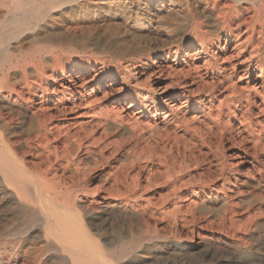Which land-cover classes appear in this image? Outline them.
Masks as SVG:
<instances>
[{
	"label": "rangeland",
	"instance_id": "374dc122",
	"mask_svg": "<svg viewBox=\"0 0 264 264\" xmlns=\"http://www.w3.org/2000/svg\"><path fill=\"white\" fill-rule=\"evenodd\" d=\"M18 1L27 7L23 0ZM78 1V4L85 5L82 9L76 6L57 8L59 10L52 13L45 26L41 25L42 32L12 40L9 53L14 58L26 59L42 50V67L47 75L42 79L44 87L51 75H59V67H62L67 79L70 76L67 70L76 69L72 75L78 79L77 86H82L77 89L80 94H74L75 97L66 95L65 109L60 113L62 106L55 109L57 112L51 109L60 94L53 96L47 90V103L41 105L40 93H37L34 101L38 104L22 103L23 107L31 109L23 112V116H14L12 130L0 132L3 139L17 158L29 164L34 159L36 148L34 150V136L25 131L28 118L31 111L40 116L43 113L41 110L45 109L52 116V122L48 120V125L46 123L47 129L51 128L50 142L58 140L59 147L66 136L74 139L72 144L75 146L70 147L71 158L74 164H81L84 168L79 173L80 184L91 193L87 198L78 193L76 199L82 198L80 205L95 210L102 202L117 204L118 212L114 210L113 217L97 221L100 224L90 221L92 233L112 238L117 231L123 232L129 226V215L122 211L134 212L136 219L131 223L135 225L137 222L142 229L145 227L157 234L151 244L154 246L153 254L159 257L150 264H235L237 254L234 253V245L241 252H249L255 257L242 264H264V78L257 79L259 72L255 69L246 79L243 77L240 62L248 57V53L237 57L235 42L224 45L220 41L211 49V63L207 68L203 67L201 60L194 62L200 68L205 83L220 75L230 77L225 84L217 82L211 96L206 95V87L203 88L205 94L195 95L194 99H199L201 103L197 110L186 107V112H178L175 118L162 124L163 106L156 111L141 112L139 107L130 108L129 102L131 93L141 92L157 98L162 89L174 84V79L167 75V69L163 70L166 79L159 84H155L157 75L146 80L148 73L130 78L125 87L120 79L100 83L95 79L101 80L111 74L114 66H123L130 51L140 50L141 55H145L144 50L169 47L175 35L164 27L171 21H181L186 14L184 9L173 6L172 0H154L143 9L123 7L124 0ZM102 1L109 2V6H99ZM193 1L190 2L192 7L197 4ZM29 8L20 10L22 13L16 11L18 14L14 13V18L19 19L18 15L23 12L27 16ZM124 8L127 9L124 11ZM196 9L200 11V8ZM5 12L6 8H2L1 13ZM150 12H156L160 17L157 22L154 18L152 21L147 19ZM9 19L4 21L1 16V26H6ZM0 47L4 48L5 44L1 43ZM220 47H224L222 52H219ZM263 47L264 38L260 54L264 65ZM46 49L54 52L46 53ZM148 56V64H151L152 52ZM214 63L222 70L217 71ZM234 64L237 71L233 74L231 65ZM81 68L84 70H79ZM12 71L14 76L11 72L10 81L14 83L16 80L13 79L19 78L21 68ZM137 84L142 86H133ZM183 88L181 90L188 91ZM121 89H124L123 98H118ZM191 89L196 92L197 88ZM247 93H251L249 101H246ZM232 95H238L239 101L230 102ZM39 107H42L41 112ZM17 119H23L25 123L21 125ZM54 127L58 128V132ZM28 137L31 141L27 144L23 140ZM67 175L69 173H65V177ZM204 184L208 187L202 188ZM214 196L225 197L226 201L210 205L209 201ZM90 200L101 203L89 204ZM200 202L210 210H204L205 213L193 210ZM224 202L235 205L232 215L225 211L226 205L221 207ZM15 218L12 205L0 194V230L9 227ZM4 241L7 243L10 238L6 236ZM222 242L229 244L227 246ZM197 243L199 252L192 256L189 250ZM207 243L214 246L207 250L203 247ZM169 244L176 247H169ZM0 260L5 264H26L22 256L9 258L1 254Z\"/></svg>",
	"mask_w": 264,
	"mask_h": 264
},
{
	"label": "bare ground",
	"instance_id": "6f19581e",
	"mask_svg": "<svg viewBox=\"0 0 264 264\" xmlns=\"http://www.w3.org/2000/svg\"><path fill=\"white\" fill-rule=\"evenodd\" d=\"M23 1L27 4V7L26 5H22V2L18 0H0V15L4 21L8 17L11 19H9L10 22L6 26H1L2 23L0 21V44H5L4 48H2L3 46L0 47V132L11 129V125L14 123V116H23V112L31 109H26L22 106V103L38 104L34 101V98L38 96L37 93H40L38 98L41 105L44 102L47 103V90L53 96L60 94L61 97L57 98L56 103L51 108L57 110L58 107L62 106V109L60 108L59 110L60 112L64 111V104L67 102L64 97L66 95L74 96V94H80L77 92V89L82 88L80 85L77 86L78 79L72 75L76 69L67 70L70 74L67 79L62 67H59V75H51L49 83H45L46 86L44 87L42 79L47 75L45 69H43L44 67H42V50L39 51L40 53L33 54L26 59H17L9 53V48L12 40H19L22 37L24 39V36H28V34H32V36L35 33L37 34L42 29L41 25L44 24L45 26L47 20L52 17V13L59 10L57 8L76 6L78 9H82L85 5L83 3V5L78 4V0H35L38 2L37 4L34 0ZM191 1H171L173 6L182 8L180 10L184 9L183 11L186 14L181 21L174 19L175 21H171L168 26L164 27L171 35H175L169 47H156L144 50L143 52H146L147 55L146 53L145 55H141L143 53L140 50L130 51L124 59L123 66H114L115 69L111 74L104 76L101 80L95 79L97 83L120 79L122 85L125 87L128 85L130 78H133L135 75L143 76L148 73L146 80L151 76L157 75L155 76V84H159V82L166 79L163 70L167 69V75L174 79L173 86L167 87L168 90L162 89L158 93L157 98L144 95L141 92L131 93L129 102L130 108L139 107L141 112L156 111L163 106L165 111L162 112V124L175 118L178 112L180 114L183 111L186 112V109L189 107L197 110L201 103L199 99H194V96L203 95L205 87L207 88L205 89L206 95L211 96L217 82L223 84L230 77V75L227 78L225 75H220L221 77H212L210 83H205L199 72L200 68L194 63L201 60L204 63L203 67L205 68L206 66L207 68L211 63L209 57L211 49L220 43V41H223L224 45L235 42L238 46V50H236L238 51L237 57H243L248 53L247 58H243L241 62L239 61L240 66L243 68L242 72L245 79L254 69L259 72L256 77L257 79L260 78L262 80L264 78V65L260 58L264 38V0H194L195 2H193L194 4L197 3L195 5L198 7V10L200 8L198 12L196 6L192 7ZM153 2L154 0H124L122 4L123 7L129 8L135 6L143 9L147 7V4ZM29 6L27 16L23 12L25 16L21 14L20 16L18 15L19 19H16L17 17L14 18L13 15L16 11H25V8ZM99 6H109V2L102 1L99 3ZM2 8H6L4 14L1 13ZM125 9L127 8H124V11ZM155 13L151 14L150 12L147 19L152 21V18H154L156 21L153 20L157 22L159 16L157 17ZM67 28L69 29V27ZM32 36L30 37L32 38ZM234 46L236 45L234 44ZM222 50H224V47H220L219 52H222ZM45 51L46 53L54 52V50L50 51L47 49ZM150 52H152L153 61L151 64H148L150 62V56H148ZM168 62H171V65H168ZM214 65L217 68L216 63ZM19 67L21 68L19 78L13 79L16 81L11 83L10 73L12 72L13 75L14 71L12 70ZM179 67L181 69H178ZM30 69L32 70L31 73L28 72ZM231 69L233 74L236 73L235 64L231 65ZM79 70L82 71L84 69L81 68ZM216 70L221 71L222 69L217 68ZM120 71H122V74ZM218 73L220 74V72ZM240 78L242 77L240 76ZM133 86L140 88L142 85L137 84ZM195 86L197 88L196 92L191 89ZM183 87H186L188 91L181 90ZM262 91L264 93V88H262ZM123 92L124 89H121L120 94L118 93V98H123ZM250 94L247 93L245 95L246 101L250 100ZM238 99V95L229 97L230 102H234V100L239 101ZM40 108L42 109V107H39V111L41 110ZM182 108L184 110H180ZM41 111L43 113L40 116L34 113L35 111H31V116L28 115V124H25L27 126L25 129L26 133L34 136V150L36 148V152H33L35 153L34 159H30L31 162L29 164H25L21 158H17L6 139H3L0 134V194L12 205L16 215L15 221L11 225L9 224V227L1 228L2 230H0V255L6 254L9 258L22 256L26 260V264H150V262H156L159 256L157 257L153 254L154 246L151 243L155 240L157 234L150 229H145V227L142 229L137 222L135 225L131 223L136 219L134 212L129 211L128 213L122 211V213L129 215V226L123 232L117 231L114 237L105 238L100 237V234L95 235L92 233L90 221L100 222L102 220L103 222V220L113 217L112 213L115 212L117 204H110L107 201L105 204L102 202L101 205L100 201L90 200L89 204H95L94 202L100 204L95 210L80 205L82 198L76 199L78 193L86 198L91 193L85 186L80 184L79 173L84 168L82 169L81 164H74L71 158L72 152L70 154V147L72 148L71 145H74L72 144L74 143V139L70 140L71 137L69 139L68 136L62 137V139L64 138V142L59 147L58 140H55V138L53 139L55 142L51 143V139H49L50 135H52L51 131H49L51 128L47 129V121L52 116L50 117L45 109ZM6 115L8 117H4ZM22 120H18L20 124L23 123ZM13 126L12 128L14 129ZM57 129L55 128V130ZM59 134L61 135V133ZM23 141L28 144L31 139L28 137L27 139L24 138ZM76 146L78 145L76 144ZM29 152L31 151L29 150ZM65 173H69L68 177H65ZM201 187L208 186L204 184ZM223 201H226L225 197L214 196L212 201H209V204L213 205ZM226 203H222L221 207L225 208L224 205H226L225 211L229 215H232L235 212V205L233 203L229 205ZM209 208H206L200 202L197 203L193 210L198 213H205L204 210H210ZM116 211L118 212V210ZM5 235L10 238V241H7V243L4 241ZM204 237L202 236V238ZM202 242L205 243L204 241ZM198 244L195 247L192 246L191 250H189L192 256L198 254L199 249L196 247ZM209 244H203V247L208 250L214 246L213 244ZM222 244L227 245L229 243L222 242ZM144 245H146V248ZM168 246L176 247V245L172 246V244ZM234 246V253L237 254L234 258L235 264H242L255 259V257H252L253 254L241 252L236 245ZM0 264H5V262L0 260ZM195 264L198 263L195 262Z\"/></svg>",
	"mask_w": 264,
	"mask_h": 264
}]
</instances>
